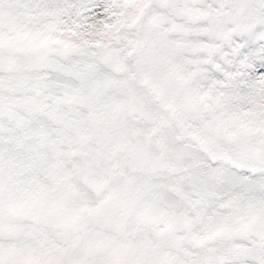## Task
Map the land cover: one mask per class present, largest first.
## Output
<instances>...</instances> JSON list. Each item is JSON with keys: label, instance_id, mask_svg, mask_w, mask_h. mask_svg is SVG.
Instances as JSON below:
<instances>
[{"label": "snow or ice", "instance_id": "1", "mask_svg": "<svg viewBox=\"0 0 264 264\" xmlns=\"http://www.w3.org/2000/svg\"><path fill=\"white\" fill-rule=\"evenodd\" d=\"M0 264H264V0H0Z\"/></svg>", "mask_w": 264, "mask_h": 264}]
</instances>
